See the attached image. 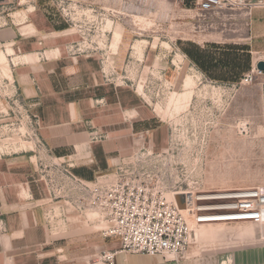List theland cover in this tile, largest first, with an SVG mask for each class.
Wrapping results in <instances>:
<instances>
[{
	"label": "rangeland",
	"instance_id": "1",
	"mask_svg": "<svg viewBox=\"0 0 264 264\" xmlns=\"http://www.w3.org/2000/svg\"><path fill=\"white\" fill-rule=\"evenodd\" d=\"M5 4L0 6V30L10 25L13 14L23 22L33 13H44L62 31L66 51L98 58L106 79L130 87L152 110L154 125L162 127L156 134L157 155L139 156V150L152 148L137 146L122 157L130 172L159 178L169 186L211 192L263 183L264 73L240 85L262 57L248 53L250 47L242 43L253 32L248 25L251 11L196 15L188 10L198 7L197 0ZM216 35L219 43H211ZM11 53L0 50V155L24 157L35 171L42 170L45 223L58 262L101 264V253L109 251L104 225L95 214L79 217L56 184L54 168L62 163L39 141L32 107L14 92ZM223 61L231 62L227 69L219 66ZM208 229L198 228L194 234L206 235Z\"/></svg>",
	"mask_w": 264,
	"mask_h": 264
},
{
	"label": "crops",
	"instance_id": "2",
	"mask_svg": "<svg viewBox=\"0 0 264 264\" xmlns=\"http://www.w3.org/2000/svg\"><path fill=\"white\" fill-rule=\"evenodd\" d=\"M7 1L0 0V6ZM247 1L253 6L248 22L253 32L242 43L248 53L262 54L257 65L264 62V0ZM188 11L200 15L198 7ZM39 13L23 22L9 16L10 25L0 30V50L12 51L14 92L32 107L46 151L86 182L113 172L141 144L155 153L162 127L154 125L152 110L130 87L106 79L98 58L66 51L62 31ZM211 39L220 41L217 35ZM41 172L24 157L0 155V264H61L45 223ZM244 226L205 227L209 232L194 234L195 242L179 260L118 252L115 264H264V225ZM107 239L109 251L120 250L119 239Z\"/></svg>",
	"mask_w": 264,
	"mask_h": 264
},
{
	"label": "built area",
	"instance_id": "3",
	"mask_svg": "<svg viewBox=\"0 0 264 264\" xmlns=\"http://www.w3.org/2000/svg\"><path fill=\"white\" fill-rule=\"evenodd\" d=\"M197 6L201 16L222 10L253 9L247 0H197ZM263 73L255 65L240 85L253 83ZM100 138L93 135L94 140ZM138 154L157 155L148 150H139ZM128 168V162H121L113 172L93 182L77 178L61 165L54 168L56 184L62 186L58 185L78 216L97 215V221L104 225L103 236L121 242L119 251L101 253V264H115L118 252L179 260L188 251L198 228L264 225V181L255 188L211 192L192 186H169L170 182L161 184L159 178L130 172ZM178 195L184 196L183 207L176 200Z\"/></svg>",
	"mask_w": 264,
	"mask_h": 264
},
{
	"label": "water",
	"instance_id": "4",
	"mask_svg": "<svg viewBox=\"0 0 264 264\" xmlns=\"http://www.w3.org/2000/svg\"><path fill=\"white\" fill-rule=\"evenodd\" d=\"M257 69L260 72H264V62H260L257 64ZM176 200L178 201V203L181 205V207H183V200H184V196L183 195H178L176 197Z\"/></svg>",
	"mask_w": 264,
	"mask_h": 264
},
{
	"label": "bare ground",
	"instance_id": "5",
	"mask_svg": "<svg viewBox=\"0 0 264 264\" xmlns=\"http://www.w3.org/2000/svg\"><path fill=\"white\" fill-rule=\"evenodd\" d=\"M202 228H205V227H202ZM196 232V230L194 231V233ZM194 233H193V235H194ZM264 233V232H263Z\"/></svg>",
	"mask_w": 264,
	"mask_h": 264
}]
</instances>
